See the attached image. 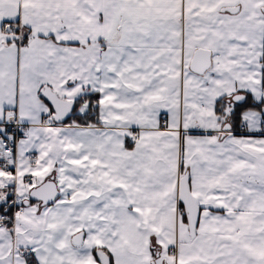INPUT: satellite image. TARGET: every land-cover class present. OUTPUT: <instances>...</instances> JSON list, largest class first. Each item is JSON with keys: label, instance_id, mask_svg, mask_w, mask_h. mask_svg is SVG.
I'll return each mask as SVG.
<instances>
[{"label": "snow or ice", "instance_id": "snow-or-ice-1", "mask_svg": "<svg viewBox=\"0 0 264 264\" xmlns=\"http://www.w3.org/2000/svg\"><path fill=\"white\" fill-rule=\"evenodd\" d=\"M0 264H264V0H0Z\"/></svg>", "mask_w": 264, "mask_h": 264}]
</instances>
